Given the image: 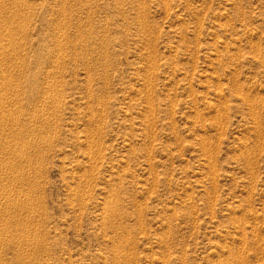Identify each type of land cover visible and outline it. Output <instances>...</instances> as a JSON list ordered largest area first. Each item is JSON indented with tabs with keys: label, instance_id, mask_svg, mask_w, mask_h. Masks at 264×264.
Instances as JSON below:
<instances>
[{
	"label": "rangeland",
	"instance_id": "rangeland-1",
	"mask_svg": "<svg viewBox=\"0 0 264 264\" xmlns=\"http://www.w3.org/2000/svg\"><path fill=\"white\" fill-rule=\"evenodd\" d=\"M242 263L264 0H0V264Z\"/></svg>",
	"mask_w": 264,
	"mask_h": 264
},
{
	"label": "bare ground",
	"instance_id": "bare-ground-1",
	"mask_svg": "<svg viewBox=\"0 0 264 264\" xmlns=\"http://www.w3.org/2000/svg\"><path fill=\"white\" fill-rule=\"evenodd\" d=\"M113 204V203H112ZM113 206V205H112ZM112 208V207H111ZM243 264V263H242Z\"/></svg>",
	"mask_w": 264,
	"mask_h": 264
}]
</instances>
